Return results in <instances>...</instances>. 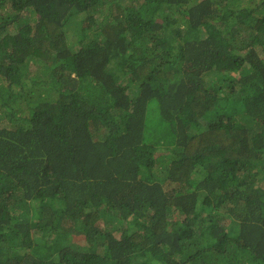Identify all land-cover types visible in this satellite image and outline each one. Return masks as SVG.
Instances as JSON below:
<instances>
[{
    "label": "trees",
    "instance_id": "trees-1",
    "mask_svg": "<svg viewBox=\"0 0 264 264\" xmlns=\"http://www.w3.org/2000/svg\"><path fill=\"white\" fill-rule=\"evenodd\" d=\"M0 264H264V0H0Z\"/></svg>",
    "mask_w": 264,
    "mask_h": 264
},
{
    "label": "rangeland",
    "instance_id": "rangeland-1",
    "mask_svg": "<svg viewBox=\"0 0 264 264\" xmlns=\"http://www.w3.org/2000/svg\"><path fill=\"white\" fill-rule=\"evenodd\" d=\"M193 3L196 2L197 0H192ZM151 118L150 120L148 119L147 125H146V129H145V134L144 137L145 139H147L148 141L152 142V144L158 149H164L167 146H171L173 144V137L167 135V127H154V125L157 123H155L153 125V123L151 122ZM149 124V126H148Z\"/></svg>",
    "mask_w": 264,
    "mask_h": 264
}]
</instances>
